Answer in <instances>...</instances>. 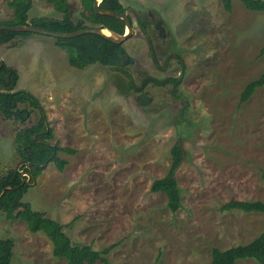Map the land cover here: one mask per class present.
<instances>
[{
    "label": "rangeland",
    "instance_id": "rangeland-1",
    "mask_svg": "<svg viewBox=\"0 0 264 264\" xmlns=\"http://www.w3.org/2000/svg\"><path fill=\"white\" fill-rule=\"evenodd\" d=\"M120 1L134 29L123 43L125 70L137 85L145 76L180 77V97L170 84L127 90L126 78L107 66L72 67L66 51L55 54L61 49L49 36L2 45L14 48L1 51L18 72L14 90L37 97L54 132L51 142L75 150L59 152L67 165L58 171L49 163L23 201L64 225L73 244L95 250L115 244L109 264H214V248L246 244L264 228V214L220 210L230 199L264 202V84L239 101L246 84L264 72V11H249L239 0L231 12L219 0H160L157 8L155 0ZM32 2L30 18H60L45 0ZM68 3L78 18L80 0ZM11 12L0 0V20ZM138 16L164 21L161 45L157 31L148 29L157 66ZM16 127L0 116V174L17 163ZM176 142L185 156L176 172L181 205L171 212L150 185L166 174ZM8 237L13 264H66L52 255L43 232L0 212V238Z\"/></svg>",
    "mask_w": 264,
    "mask_h": 264
},
{
    "label": "trees",
    "instance_id": "trees-1",
    "mask_svg": "<svg viewBox=\"0 0 264 264\" xmlns=\"http://www.w3.org/2000/svg\"><path fill=\"white\" fill-rule=\"evenodd\" d=\"M95 0H80L82 11L78 18L71 15V6L67 0H45L60 18L29 17L32 0H7L12 10V17L0 20V25H33L56 32H73L85 27H98L108 29L117 34L125 31L124 21L120 18L101 15L94 11ZM226 12L232 11L233 0H219ZM249 11H264V0H239ZM99 7L117 13H126V8L119 0H101ZM136 23L141 32L149 37V20L137 17ZM33 35L32 32H15L0 30V45L11 43L18 37ZM150 38V37H149ZM58 48L67 53L68 63L77 69L98 64L109 67L113 72L126 78L127 90L141 92L144 85L151 83L155 86H172L171 93L179 98L180 77H166L158 79L145 76L139 85L132 75L125 70L122 63L126 50L122 43H116L103 35L84 33L71 38H54ZM12 45V44H11ZM264 60V44L259 50ZM180 75L185 70L183 62ZM18 80V72L0 59V116L4 120H13L19 123L14 134V146L17 163L15 167L8 168L0 174V212L6 219H20L32 232H43L52 245V255L65 260L66 264H109L106 255L115 245L95 250L90 245L73 244L63 226L56 220L47 217L45 213L32 210L23 196L27 189L35 183L37 178L49 163H53L58 171L66 165L67 160L59 156V152L73 154L74 149L62 147L54 139L53 129L47 114L31 92L25 89L14 90ZM264 84V72L256 79L246 84L240 94V103L247 101L255 90ZM32 110L36 111L35 121H31ZM30 123V124H29ZM170 165L166 174L155 179L150 185L152 193H162L166 197L167 208L175 212L180 208L181 196L176 179V172L180 167L185 152L180 142L174 143L170 148ZM221 211L238 210L244 213L264 214V202L230 199L221 207ZM14 240L11 237L0 238V264H13ZM212 255L216 257L214 264H237L238 260L252 259L258 264H264V228L251 241L243 245L232 246L224 250L214 248Z\"/></svg>",
    "mask_w": 264,
    "mask_h": 264
},
{
    "label": "water",
    "instance_id": "water-1",
    "mask_svg": "<svg viewBox=\"0 0 264 264\" xmlns=\"http://www.w3.org/2000/svg\"><path fill=\"white\" fill-rule=\"evenodd\" d=\"M101 0H95L93 4L94 11L98 14L101 15H108L116 18H120L124 21L125 24V31L123 34H117L114 33L108 29H101L98 27H85L78 29L73 32H56V31H50L46 30L41 27L33 26V25H0V30H9V31H15V32H32L33 34H38V35H44V36H49L52 38H71L75 37L84 33H96L105 36L109 40L116 42V43H124L129 37L132 36L133 34V23L130 18V16L127 13H117L115 11L111 10H106L102 9L99 7V3ZM159 24H162V21L160 20L157 24V27ZM106 30L108 31V34H105L103 31ZM128 61V56L125 54L123 64L125 65Z\"/></svg>",
    "mask_w": 264,
    "mask_h": 264
},
{
    "label": "flooded vegetation",
    "instance_id": "flooded-vegetation-1",
    "mask_svg": "<svg viewBox=\"0 0 264 264\" xmlns=\"http://www.w3.org/2000/svg\"><path fill=\"white\" fill-rule=\"evenodd\" d=\"M160 21V19H157V20H155V22H153V23H151L152 21L150 20V23H151V25L150 26H152V30L153 31H157V36H158V40L160 41V45L162 44V42L163 41H165L166 40V34H167V32H166V29H165V26H164V21L161 19V21H162V24H159L158 25V27H157V24H158V22ZM151 39L150 38H148L147 39V41L149 42V46H150V50H151V55H152V59H153V63H154V65L155 66H157L158 65V63H157V61H156V57H155V54H154V52H153V47H152V44H151V41H150ZM169 56V55H168ZM168 56H167V58L165 59V65L168 63Z\"/></svg>",
    "mask_w": 264,
    "mask_h": 264
},
{
    "label": "crops",
    "instance_id": "crops-1",
    "mask_svg": "<svg viewBox=\"0 0 264 264\" xmlns=\"http://www.w3.org/2000/svg\"><path fill=\"white\" fill-rule=\"evenodd\" d=\"M68 1V0H67ZM120 1V0H119ZM159 1L160 0H155V2L154 3H156V8L158 7V5L160 4L159 3ZM121 2V1H120ZM182 6H185V5H182ZM12 11V10H11ZM12 13V12H11ZM38 35V34H37ZM40 37H44V35H41ZM32 41H35V42H41V41H39V40H32ZM48 41V40H47ZM42 43V42H41ZM4 45V44H3ZM49 45V44H48ZM1 46L2 45H0V59L1 60H3L7 65H9L10 66V64H8L7 63V61L5 60L6 59V56H4L2 53H1V51L2 50H6L5 52H7L8 50H12V49H14V48H9V46L8 47H3V48H1ZM49 46H52V45H49ZM52 47H56V46H52ZM60 49V48H59ZM65 51V50H64ZM55 54L56 55H59V56H61L62 57V55H64L65 53L63 52V49H61L60 51H55ZM66 55H67V53H66ZM4 56V57H3ZM67 60H68V57H67ZM52 219H54V218H52ZM55 220V219H54Z\"/></svg>",
    "mask_w": 264,
    "mask_h": 264
},
{
    "label": "bare ground",
    "instance_id": "bare-ground-1",
    "mask_svg": "<svg viewBox=\"0 0 264 264\" xmlns=\"http://www.w3.org/2000/svg\"><path fill=\"white\" fill-rule=\"evenodd\" d=\"M103 32H104L105 34H108V31H106V30H104Z\"/></svg>",
    "mask_w": 264,
    "mask_h": 264
}]
</instances>
